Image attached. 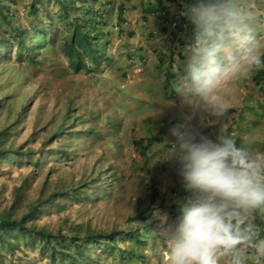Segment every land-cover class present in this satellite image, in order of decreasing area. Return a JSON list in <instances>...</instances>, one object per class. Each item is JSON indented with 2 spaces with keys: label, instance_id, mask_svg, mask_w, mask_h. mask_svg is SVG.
Listing matches in <instances>:
<instances>
[{
  "label": "rangeland",
  "instance_id": "obj_1",
  "mask_svg": "<svg viewBox=\"0 0 264 264\" xmlns=\"http://www.w3.org/2000/svg\"><path fill=\"white\" fill-rule=\"evenodd\" d=\"M29 1L18 0L20 15L22 6ZM255 3L264 12V0H255ZM48 9L57 12L58 7L52 3ZM126 17L128 24L124 26L123 37L115 28L116 12L102 26L105 30L112 29L108 53L113 62L95 72H74L62 53L61 42L37 52L36 58L41 62L38 65L26 59L27 54L20 61L16 48H1L0 129L11 131L4 147L22 151L30 148L35 152V161L43 149L66 150L70 156L58 161L55 156L44 157L40 168L32 160L28 162L27 157L0 159V211L10 207L20 195L16 208L19 219L28 204L39 196L46 199L55 191H62L67 194L48 204L29 224L62 234L74 228L84 235L143 231L145 227L158 234L161 228L156 213H167L169 223H173L180 216V205L194 198L195 194H185L187 190L176 173L175 164L163 159L155 162L165 148L160 150L153 145L148 153H141L134 145V140L142 135L147 138L158 135L153 131V124L159 107L152 95L161 97V90L150 80L137 79L135 70L144 68L143 58L148 61L151 55L146 52L142 58L137 49L153 41V36L142 29L135 11H127ZM128 29L135 33L133 38L127 36ZM149 29L153 27L149 25ZM260 36L264 43V33ZM6 53L12 54L10 59L1 57ZM155 63L160 65L156 59ZM249 91L255 93L253 110L258 106L264 108V83L262 89L250 86ZM255 120L256 132L246 131L247 148L252 150L264 138ZM215 128L219 131L220 125L216 124ZM59 131L61 136L51 140ZM232 136L237 145L244 141L241 131ZM171 137L174 136L170 134ZM153 140L158 143V139ZM45 143L49 145L47 148ZM139 155L146 157L142 159ZM84 184L88 188H83ZM177 185L176 190H170V186ZM74 189H80L78 195H73ZM140 214L148 217L147 220H135ZM152 239L151 246L142 250L145 258L131 263L125 258L114 260L108 251L96 253L101 264H154V261L163 264L158 255L160 239L154 246ZM17 241L19 246L14 253L0 248V264H50L47 256L39 254V242L32 248L24 244L20 235ZM120 245L126 249L131 247L127 242Z\"/></svg>",
  "mask_w": 264,
  "mask_h": 264
},
{
  "label": "clouds",
  "instance_id": "obj_2",
  "mask_svg": "<svg viewBox=\"0 0 264 264\" xmlns=\"http://www.w3.org/2000/svg\"><path fill=\"white\" fill-rule=\"evenodd\" d=\"M177 9L167 22L176 28L186 16L194 33L175 92L193 113L223 115L224 85L264 67L256 30L264 12L255 0H191L184 12ZM172 135L174 143L155 162L175 164L184 188L195 195L180 205L173 223L167 213H156L163 264H264V235L254 223L264 213V151L238 146L224 126L215 139L187 122Z\"/></svg>",
  "mask_w": 264,
  "mask_h": 264
},
{
  "label": "trees",
  "instance_id": "obj_3",
  "mask_svg": "<svg viewBox=\"0 0 264 264\" xmlns=\"http://www.w3.org/2000/svg\"><path fill=\"white\" fill-rule=\"evenodd\" d=\"M55 3L57 12L49 11L48 7ZM191 0H30L25 3L20 15L18 0H0V50L2 47L16 48L18 59L23 60L24 54L34 65L40 64L36 58L37 52L42 48L52 47L61 42V50L67 58L69 67L74 72H95L104 65H111L113 58L108 53V45L111 42L112 29H103L107 18L116 12V25L118 35L124 36V26L127 23L126 12L136 9L143 10L149 16H161L165 20L172 19L174 14L170 7H177L184 12L185 6ZM172 14V17H171ZM170 15V18H168ZM27 21V22H26ZM107 26V25H106ZM187 26V32L194 30L186 16H182L179 30L183 31ZM130 38L135 36L133 30L126 32ZM11 53L1 55L4 59H10ZM255 74L264 82V67L255 69ZM10 128L0 129V159L17 160L27 157L32 160L36 168H40L42 158L56 160L68 159L70 154L66 150L48 149L41 150L39 157L34 159L35 152L27 148L12 150L4 147V142L10 138ZM61 131L54 133L51 140H57ZM155 140H134L135 147L146 153ZM49 145L45 143L44 148ZM83 188H88L86 184ZM104 188V184H101ZM80 189L72 190L73 195H78ZM62 191H55L44 199L39 196L28 204V208L21 218H17V204L21 196L17 195L13 204L0 211V248L15 252L19 246V235L26 246L35 247L39 242V254L47 256L50 264H101L100 255L97 253L108 251L115 259L121 261L127 259L128 263L137 258H145L142 250L151 246L149 242L153 237V246L158 240V235L149 227L143 231L131 229L129 232H87L81 235L77 229L70 233H53L49 229H38L29 224L38 218L48 204L56 198L66 195ZM145 212V211H144ZM143 212V213H144ZM148 217L136 216L135 220L144 221ZM120 242L130 243V248L121 247ZM95 247V251L93 249ZM97 252V253H96Z\"/></svg>",
  "mask_w": 264,
  "mask_h": 264
},
{
  "label": "crops",
  "instance_id": "obj_4",
  "mask_svg": "<svg viewBox=\"0 0 264 264\" xmlns=\"http://www.w3.org/2000/svg\"><path fill=\"white\" fill-rule=\"evenodd\" d=\"M169 10L171 13H175L178 9L176 7H170ZM136 13L140 17L141 25H143L142 29L153 36V41L149 44H142L137 49V51H140L142 58L146 52H151L150 60L147 61L146 58H143L146 66L137 71L135 70L138 75L137 79L141 82L150 80L156 83L161 90V97L157 96L155 98V96L152 95V99L156 100L159 107L158 111L154 114L155 120L153 126L155 128L153 131L158 134L153 137V139H158L157 145L154 144L155 147H160V150L171 147L172 143L175 141V137L170 138L173 128L186 122L189 123L193 129L199 130L213 139H215L219 133L215 128L216 124L220 125V127H226L228 133L231 135H234L237 131H241L244 141L238 146L244 147H249V143L247 142L248 137L246 136L247 129H251L253 133L256 132L255 118L257 119L258 129L264 134V108L258 106L257 110H253L255 93L249 91L250 86H252V88L260 87V89H262L263 83H259L260 78L255 74L256 68L252 70L250 75L240 76L224 85L221 90L222 103L225 108L223 115L217 116L211 113H193L184 103L183 99L176 94L175 87L184 73L188 55L187 44L194 30L189 33L185 31L188 27L184 26V30L180 31V24L176 28L172 27L170 22H167L173 19L170 18V15L168 17L170 19L165 20L161 16L147 17L142 11H137ZM260 20L263 21L264 19L260 18ZM149 25L153 27L152 30L149 29ZM157 26L159 28H157ZM262 26V23L257 25L256 30L259 35L264 33ZM155 59L160 65L155 63ZM170 93L171 97L168 96ZM243 111H245L244 115H240ZM186 118L189 119L186 120ZM237 122L239 124H237ZM208 128L210 129L209 133H207ZM137 139L147 140L149 138H147L146 135H142ZM252 148L256 151H264V138L260 143H257V146L255 144ZM139 157L143 159L146 155H139ZM177 188L178 185L176 187L170 186L171 191ZM185 194L193 195V193L189 191H186ZM178 213H180V211ZM175 219L177 220V218ZM254 223L262 230L261 234L264 235V213H261L259 216L255 215ZM221 264H227V261L222 259ZM249 264H252L251 260Z\"/></svg>",
  "mask_w": 264,
  "mask_h": 264
}]
</instances>
